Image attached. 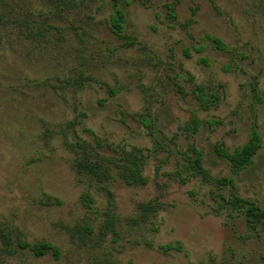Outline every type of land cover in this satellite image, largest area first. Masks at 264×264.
I'll return each instance as SVG.
<instances>
[{"label": "rangeland", "instance_id": "obj_1", "mask_svg": "<svg viewBox=\"0 0 264 264\" xmlns=\"http://www.w3.org/2000/svg\"><path fill=\"white\" fill-rule=\"evenodd\" d=\"M113 2L0 0V264H264V228L223 206L264 208V0H117L121 36ZM253 128L234 172L219 151ZM78 142L136 153L145 184H90Z\"/></svg>", "mask_w": 264, "mask_h": 264}, {"label": "trees", "instance_id": "obj_2", "mask_svg": "<svg viewBox=\"0 0 264 264\" xmlns=\"http://www.w3.org/2000/svg\"><path fill=\"white\" fill-rule=\"evenodd\" d=\"M59 2V0H55ZM113 11L109 17L110 29L118 34L122 35L123 21L125 19L124 12L119 6L117 0H114L112 4ZM212 40L213 44L221 49L224 47L220 39L208 35ZM80 150V154L74 159V171L82 178L87 179L90 184L92 183H103L107 182L110 177V164L117 169V174L121 180L127 185H138L145 184L146 178L142 174V159L139 155L134 152H129L125 156L118 157V160L107 161L98 157H93L89 145L85 142H78L74 145ZM260 147V136L256 128L251 130L248 140L241 146L236 147L232 152H220V155L225 157L231 166L232 171L238 172L244 169L251 163L253 155ZM196 157L193 159V171L192 175L197 176L202 174L206 176V171L201 166V156L198 151L195 152ZM221 182L224 184H230V179H222ZM223 206L227 207L232 211H239L243 214L246 224L251 229L258 227L264 228V208H261L255 202L244 199L238 196H232L230 198L223 199ZM22 247L24 243L18 242ZM31 250L35 256H39L44 253H51L53 256H58V250L50 242L41 241L36 245L31 246Z\"/></svg>", "mask_w": 264, "mask_h": 264}]
</instances>
